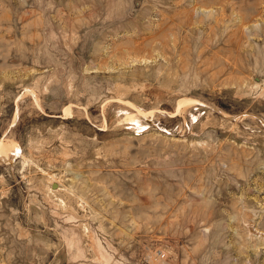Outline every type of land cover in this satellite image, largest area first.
I'll return each instance as SVG.
<instances>
[{
	"label": "rangeland",
	"instance_id": "obj_1",
	"mask_svg": "<svg viewBox=\"0 0 264 264\" xmlns=\"http://www.w3.org/2000/svg\"><path fill=\"white\" fill-rule=\"evenodd\" d=\"M0 264H264V0H0Z\"/></svg>",
	"mask_w": 264,
	"mask_h": 264
}]
</instances>
